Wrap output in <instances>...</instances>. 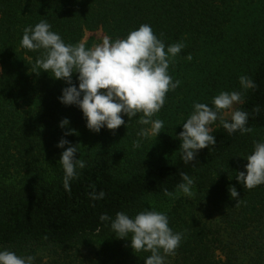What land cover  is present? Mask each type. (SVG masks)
Wrapping results in <instances>:
<instances>
[{
    "label": "trees",
    "instance_id": "obj_1",
    "mask_svg": "<svg viewBox=\"0 0 264 264\" xmlns=\"http://www.w3.org/2000/svg\"><path fill=\"white\" fill-rule=\"evenodd\" d=\"M41 20L66 44L80 43L87 30L126 38L141 24L166 47L183 42L169 67L181 84L153 117L164 122L158 136L134 148L137 132L149 127L137 122L139 115L123 116L127 124L115 134L107 127L97 133L77 105L61 103L66 82L33 72L42 50L20 43L23 29ZM241 76L257 88L244 90ZM221 91L243 93L236 109L249 113L253 131L229 135L220 124L211 130L216 144L185 164L178 138L183 123L194 103L212 106ZM64 118L70 123L62 129ZM69 129L76 133L65 136ZM62 137L80 144L76 156L86 162L70 193L59 161L69 146L57 147ZM254 141L264 142V0H0V250L33 255L34 264H145L150 253H135L130 238L116 237L111 220L118 211L134 218L154 209L184 234L165 264H264V184L247 190L236 179L246 173ZM180 172L194 179L195 195L165 196V188L178 191ZM93 190L106 195L93 200ZM105 213L109 221L99 219Z\"/></svg>",
    "mask_w": 264,
    "mask_h": 264
},
{
    "label": "clouds",
    "instance_id": "obj_2",
    "mask_svg": "<svg viewBox=\"0 0 264 264\" xmlns=\"http://www.w3.org/2000/svg\"><path fill=\"white\" fill-rule=\"evenodd\" d=\"M51 27L47 20H41L34 27L26 26L20 43L22 48L29 51L42 50L35 61L34 67L38 70L33 72L39 75L42 70L47 71L53 78L66 82L68 86L62 89V95L58 97L61 103L77 105L83 112L87 128L97 133L107 127L115 134L120 126L127 124L123 116L126 115L129 121L139 115L137 122L149 127H142L137 132L139 139L133 141L134 148L140 147L142 139L157 137L164 122L153 117L164 107L167 94L181 84L180 80H173L169 67L186 45L177 42L166 47L150 25L141 24L136 30L130 31L126 38L113 40L105 35L101 43L86 48L83 42L66 44ZM186 59L191 61V54ZM73 73H78V87L72 82ZM239 80L244 90L257 88L248 76H241ZM243 99L244 95L240 91H221L213 97L212 106L200 102L193 104L194 110L178 134L185 164L196 160L201 149H209L210 145L216 144L210 125L217 120L229 135L237 131L242 135L253 131L248 126L249 113L233 110L234 105L243 103ZM228 110H231L230 120L224 118ZM259 110L258 106L254 108V114H258ZM69 123L68 118H64L59 126L63 129ZM75 133V129H69L64 135ZM65 145L69 146L62 152L59 161L64 170L63 187L70 193V181L77 178V169L85 168L86 162L76 156L79 143L72 145L62 137L57 147L64 148ZM246 159V173L239 171L236 179L245 189L251 190L264 184V142L254 141V151ZM179 175L182 182L177 185L178 191L173 193L165 188L164 195L174 199L181 194L193 197L194 179L184 172ZM229 192L238 202L237 189L232 186ZM89 195L93 200H99L106 193L93 190ZM99 219L109 221L111 218L105 213ZM111 229L120 239L130 238L135 253H150L144 258L145 264H165L167 256L176 254L184 235L173 232L167 214L154 209L139 212L134 218L118 211L115 219L111 220ZM34 262L33 255L19 256L9 249L0 250V264Z\"/></svg>",
    "mask_w": 264,
    "mask_h": 264
},
{
    "label": "rangeland",
    "instance_id": "obj_3",
    "mask_svg": "<svg viewBox=\"0 0 264 264\" xmlns=\"http://www.w3.org/2000/svg\"><path fill=\"white\" fill-rule=\"evenodd\" d=\"M107 35L105 33V31L103 29H97V30H87L81 40V42H83L85 45L89 44V47H92L96 44H99L102 42L103 37ZM80 42V43H81ZM240 104L234 105V109L236 110V108L239 106ZM231 116V110H228L224 113V118L225 119H229ZM221 124V122L219 120H217L216 122H214L212 125H210L211 130H213L214 128L218 127ZM44 258L46 260H49V256L50 254L48 252H42L41 253ZM169 261H167V258L165 260V263H167Z\"/></svg>",
    "mask_w": 264,
    "mask_h": 264
}]
</instances>
